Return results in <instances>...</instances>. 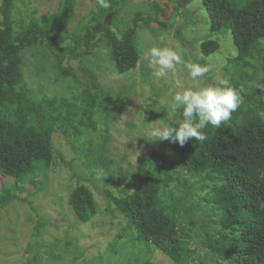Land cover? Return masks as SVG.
Instances as JSON below:
<instances>
[{
    "label": "trees",
    "instance_id": "obj_1",
    "mask_svg": "<svg viewBox=\"0 0 264 264\" xmlns=\"http://www.w3.org/2000/svg\"><path fill=\"white\" fill-rule=\"evenodd\" d=\"M126 1L109 0L111 7L104 9L96 0L87 21L67 33L76 0H60L50 16L51 24L41 23L32 14L16 20V0H0V177L12 178V184L0 186V207L16 199L26 201L16 194L17 181H33L38 173L45 179L55 159L64 161L53 146L56 131L85 136L102 124L98 142L90 138L80 147L81 158L110 185L117 186L129 174L128 170L105 173L111 165L105 146L111 102L102 101L96 75L82 62L85 55L105 44L116 71L125 73L136 66L140 56L138 28L168 29L161 20L167 8L158 0H149L151 13L136 11L129 25L114 32L107 19L114 18ZM172 1L177 11L192 0ZM199 1L209 31L217 35L223 29L231 34L235 50L232 47L234 53L223 68L225 77L237 89H244L243 102L229 121L204 130L205 141L193 138L181 146L160 140L148 158L135 166L119 194L103 189L113 204L112 209L106 206V212L123 219L120 238L125 236L134 247L138 241L140 251H151L153 246L173 264H264V0ZM220 44L216 36L200 41L202 56H195V63L206 64L203 57L215 53ZM31 46L48 51L58 78L69 76L78 82L79 97L35 94L22 68L23 51ZM159 118L175 125L182 119L181 110L169 118L160 109ZM197 188L205 193L197 194ZM68 203L82 223L100 212L85 183L75 185ZM112 243L117 250L126 245L124 241Z\"/></svg>",
    "mask_w": 264,
    "mask_h": 264
},
{
    "label": "rangeland",
    "instance_id": "obj_2",
    "mask_svg": "<svg viewBox=\"0 0 264 264\" xmlns=\"http://www.w3.org/2000/svg\"><path fill=\"white\" fill-rule=\"evenodd\" d=\"M158 1L167 8L161 20L166 22L168 29L138 28L140 56L134 68L125 73L117 72L105 44L82 58L83 64L97 77L105 98L102 101L111 102L108 108H112V115L105 146L114 172L109 168L105 173L112 175L128 170L129 174L117 186L110 185L103 177L97 176V169L88 167L87 161L81 158L80 147L90 138L95 144L98 142L102 124L85 136L54 132L55 152L61 153L64 161L55 159L45 179L38 173V178L33 181H17L16 194L25 196L26 201L16 199L0 207V264H173L153 246L151 251H140L136 248L138 241L134 247L130 241H125V236H118L121 233L119 222L123 219L118 214L111 217L106 212V206L109 204L112 209L113 204L104 197L103 189L108 187L114 194H119L120 188L130 181L135 166L148 158L160 142L159 139H150L151 130L167 124L159 118L160 109L170 118L177 112L171 108L176 92L188 87L209 86L224 78L223 66L226 58L233 55L234 45L229 31L220 30L218 37L209 31L205 9L199 0H192L177 11L172 8V0ZM59 2L16 0L15 18L18 20L32 14L41 23L51 24L50 16L58 10ZM95 7L96 0H76L66 32L78 30ZM136 11L151 13V2L127 0L119 13L114 18L110 15L107 22L119 33L129 25ZM151 27L157 28L156 24ZM209 36H216L221 44L215 53L203 57L206 60L204 65L210 67L204 77L192 80L184 63L177 64L164 78L154 76L157 66H150L146 59L152 47L171 48L181 55L182 61L195 63V56H202L198 48L200 41ZM73 65L77 67L78 64L73 62ZM22 68L27 84L37 96L79 97L81 94V86L72 77L58 78L54 60L43 46H31L23 51ZM81 74L78 72L79 80ZM79 183H85L92 190L100 209L86 223L75 217L68 203L71 190ZM2 184H12V178L0 177V186ZM196 192L202 195L205 190L197 188ZM185 214L186 218L187 210ZM113 240L124 241L126 245L121 250L114 249L110 246ZM200 253H203L201 249Z\"/></svg>",
    "mask_w": 264,
    "mask_h": 264
},
{
    "label": "clouds",
    "instance_id": "obj_3",
    "mask_svg": "<svg viewBox=\"0 0 264 264\" xmlns=\"http://www.w3.org/2000/svg\"><path fill=\"white\" fill-rule=\"evenodd\" d=\"M97 4L104 9L111 7L109 0H97ZM146 59L150 66H157L158 70L154 72L157 78L166 77L168 71L181 63H184L190 78L194 81L210 71L207 65L182 61L177 51L167 47H152L146 54ZM243 91V88L237 89L230 78L224 77L209 86L188 87L176 92L172 97L171 108L173 112L181 110L182 119L175 125L164 124L155 127L150 131V139L167 140L181 146L193 138L201 142L207 140L204 130L208 126L219 128L229 121L243 102L241 95Z\"/></svg>",
    "mask_w": 264,
    "mask_h": 264
},
{
    "label": "bare ground",
    "instance_id": "obj_4",
    "mask_svg": "<svg viewBox=\"0 0 264 264\" xmlns=\"http://www.w3.org/2000/svg\"><path fill=\"white\" fill-rule=\"evenodd\" d=\"M226 29V28H225ZM247 43V42H246ZM248 48V47H247ZM254 48V47H253ZM261 65V64H260ZM248 68V67H247ZM264 70V69H263Z\"/></svg>",
    "mask_w": 264,
    "mask_h": 264
}]
</instances>
